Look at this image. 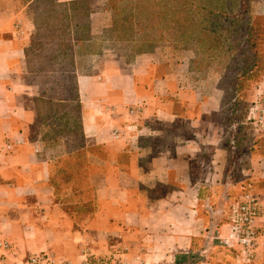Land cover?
Wrapping results in <instances>:
<instances>
[{"label": "crops", "instance_id": "1", "mask_svg": "<svg viewBox=\"0 0 264 264\" xmlns=\"http://www.w3.org/2000/svg\"><path fill=\"white\" fill-rule=\"evenodd\" d=\"M34 2L0 0V142L10 143L0 151V243L10 244H0V264L42 251L74 264L115 252L126 264L205 255L197 245L220 226L205 207L241 189L217 121L222 91L196 92L154 53L34 60ZM66 85L71 95L50 94ZM260 92L257 109L264 82ZM74 106L75 128L65 118ZM255 129L241 181L260 197L264 229V130ZM248 264H264V253Z\"/></svg>", "mask_w": 264, "mask_h": 264}, {"label": "rangeland", "instance_id": "2", "mask_svg": "<svg viewBox=\"0 0 264 264\" xmlns=\"http://www.w3.org/2000/svg\"><path fill=\"white\" fill-rule=\"evenodd\" d=\"M225 1L74 0L61 2L37 0L31 6L32 12L30 11L34 14L38 25V33L32 44L35 51H31L30 54L34 60H53L54 55L60 52L61 48L68 49L70 54H74L73 56L75 52L80 53L86 49L109 50L121 57L123 62L132 61L138 54L154 53L174 66L180 73V80L190 85L196 92H203L206 95L211 94L214 85L219 89L221 76L224 75V71L228 72L229 76L223 82L228 94L226 109L230 114L227 116H233V110H230V107L235 108L238 116L243 113L244 115L241 120H232L229 123L224 121V115L217 116L224 141L234 137V132L239 128L238 121L248 120V125L253 126L239 134L242 145L231 149V174L235 180L239 181V184L241 182V189L239 190L236 185L237 187L231 189L232 194L228 197L222 193L213 199L214 206L205 207L220 226L210 230L209 235L197 245L196 250H205V255H201L204 254L201 252L200 256L183 260L181 264H188V261L195 264L209 256L214 257L221 264L252 262L248 261L240 249L228 244L225 238L242 193L245 190H252L251 186H247L241 179L242 170L248 163L247 158L251 153V144L258 138V134H261L255 129L260 126L255 125L254 116L255 112L260 111L257 109L259 104L257 98L262 94L260 90L264 77L258 80L256 75L251 78L242 77L243 87L239 94L244 95L245 99L236 107L233 105L232 98L237 96L233 90L236 69L225 70L224 56L227 46L220 40L222 47L219 46L216 49L214 44L219 34L210 33L208 28L212 19L209 11L223 8ZM251 11L254 16L264 15V0L253 3ZM262 52L264 53V42ZM229 95H233L232 98ZM227 186H220V188L225 190ZM262 253L264 249L258 253V256ZM91 260L92 264H118L119 262L116 252L115 255H107L106 258Z\"/></svg>", "mask_w": 264, "mask_h": 264}, {"label": "trees", "instance_id": "3", "mask_svg": "<svg viewBox=\"0 0 264 264\" xmlns=\"http://www.w3.org/2000/svg\"><path fill=\"white\" fill-rule=\"evenodd\" d=\"M37 0H35L36 2ZM34 2V3H35ZM258 2V0H226L223 4V8L219 10H210L209 15L211 16L210 25H208L210 33H218L217 39L215 40L216 49L221 46L222 40L226 48L225 53V70L228 69H236L235 71V81H234V92L237 93V96L232 98L233 95H229L232 100H234V106L244 102V95L239 94L242 91L243 82L241 81L242 77L251 78L256 75V79L258 80L264 75V53L262 52L263 42H264V15L254 16L252 14V4ZM36 20V18H35ZM37 22V20H36ZM38 26V25H37ZM38 29V27H37ZM216 36V35H215ZM224 36V37H223ZM222 47V46H221ZM54 55V61L59 62H73L74 54H70L68 49L61 48ZM30 55V53H29ZM37 60V59H35ZM164 62L166 60L162 59ZM43 63L46 60H37ZM239 61L238 63H235ZM61 63V64H62ZM167 63V62H166ZM169 63V62H168ZM220 80L219 89L223 92L222 103H221V111L220 115H224L225 120L232 122V120L242 119L244 113L241 115L236 114L235 108H231L233 110L232 117H228L230 112L226 109L227 105V97L228 94L225 91L223 86L224 79L229 76L228 72L224 71ZM69 85L66 86H53L52 92L50 94L55 95H71V90L68 89ZM74 96V95H73ZM47 109H51V105H46ZM63 107V105H62ZM58 109V108H57ZM64 108L61 109L63 111ZM71 112L66 115V120H69L72 124L74 121V128L76 127L75 119L77 109L71 108ZM228 115V116H227ZM71 116V117H70ZM219 116V115H218ZM246 116V114H245ZM239 117V118H238ZM249 117V116H248ZM63 118V119H65ZM248 119V118H247ZM223 120V117H222ZM248 120L245 122L238 121L239 128L236 132H234V137L232 139H227L225 141L228 146H232V149H236L241 144V137L239 134L245 132L251 125H248ZM77 133V132H75ZM245 138V137H244Z\"/></svg>", "mask_w": 264, "mask_h": 264}, {"label": "built area", "instance_id": "4", "mask_svg": "<svg viewBox=\"0 0 264 264\" xmlns=\"http://www.w3.org/2000/svg\"><path fill=\"white\" fill-rule=\"evenodd\" d=\"M263 107L259 111V116H254L255 121L260 128L264 130V102ZM10 147L8 140L0 142V151H4ZM262 216V203L260 197L253 190H245L240 201L235 209L231 221L228 225L226 242L234 245L246 255L248 261H253L257 258L258 253L264 249V229L260 225V218ZM4 249H9L8 241L0 243ZM6 255L3 257L4 263ZM118 264H126V261L118 260ZM17 264H74L73 262L61 259L54 253L49 251H42L28 256L27 259ZM82 264H92L91 259L85 260ZM107 264V263H106Z\"/></svg>", "mask_w": 264, "mask_h": 264}]
</instances>
